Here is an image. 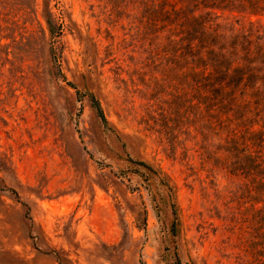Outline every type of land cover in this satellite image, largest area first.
Returning a JSON list of instances; mask_svg holds the SVG:
<instances>
[{"label":"rangeland","instance_id":"obj_1","mask_svg":"<svg viewBox=\"0 0 264 264\" xmlns=\"http://www.w3.org/2000/svg\"><path fill=\"white\" fill-rule=\"evenodd\" d=\"M141 2L0 0V185L17 192L0 188V264H264L255 182L202 169L207 110L151 52Z\"/></svg>","mask_w":264,"mask_h":264},{"label":"trees","instance_id":"obj_2","mask_svg":"<svg viewBox=\"0 0 264 264\" xmlns=\"http://www.w3.org/2000/svg\"><path fill=\"white\" fill-rule=\"evenodd\" d=\"M140 10L136 26L145 30L151 52L175 55L181 75L192 78L200 111L207 110L209 140L196 148L202 169L220 168L230 177L247 173L264 216V29L250 17L224 15L264 14V0H142Z\"/></svg>","mask_w":264,"mask_h":264}]
</instances>
